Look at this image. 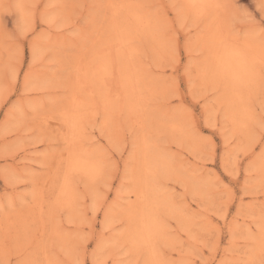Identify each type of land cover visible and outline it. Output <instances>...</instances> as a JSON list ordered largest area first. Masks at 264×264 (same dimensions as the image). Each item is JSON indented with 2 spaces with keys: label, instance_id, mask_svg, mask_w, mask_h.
<instances>
[{
  "label": "rangeland",
  "instance_id": "374dc122",
  "mask_svg": "<svg viewBox=\"0 0 264 264\" xmlns=\"http://www.w3.org/2000/svg\"><path fill=\"white\" fill-rule=\"evenodd\" d=\"M0 264H264V0H0Z\"/></svg>",
  "mask_w": 264,
  "mask_h": 264
},
{
  "label": "bare ground",
  "instance_id": "6f19581e",
  "mask_svg": "<svg viewBox=\"0 0 264 264\" xmlns=\"http://www.w3.org/2000/svg\"><path fill=\"white\" fill-rule=\"evenodd\" d=\"M205 1V0H204ZM196 3V2H195ZM200 3V2H199ZM202 3V2H201Z\"/></svg>",
  "mask_w": 264,
  "mask_h": 264
}]
</instances>
